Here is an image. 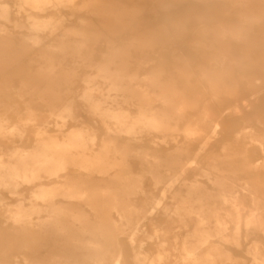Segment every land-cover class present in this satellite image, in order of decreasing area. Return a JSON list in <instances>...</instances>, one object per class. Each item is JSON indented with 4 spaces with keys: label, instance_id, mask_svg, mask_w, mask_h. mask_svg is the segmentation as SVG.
I'll return each mask as SVG.
<instances>
[{
    "label": "rangeland",
    "instance_id": "obj_1",
    "mask_svg": "<svg viewBox=\"0 0 264 264\" xmlns=\"http://www.w3.org/2000/svg\"><path fill=\"white\" fill-rule=\"evenodd\" d=\"M41 1L46 3V9L42 12L32 10L20 0H0V9L6 5L10 12L9 22L3 21L2 25L14 35V46L25 43L30 47L18 59L22 64L31 62V68L36 71L40 67L34 61H41L43 56L50 54L53 55L56 71L75 73L59 90L60 95L70 94L73 98L74 116L63 122L52 114V107L45 102L32 100L29 96L20 99V79L13 77L14 89L8 91L6 103L19 110V114L11 112L3 117L8 121V131L17 127L22 135H0V158L8 159L6 154L15 147L27 153L53 156L57 161L63 159L66 167L57 176L42 182L47 186L48 194L37 201V211L29 217L24 229L15 226L11 216L21 201L25 206L30 204L29 199L32 192L37 190L36 185L23 184L19 195H12L5 189L0 190V264H24L27 257L38 258L43 262L51 259L59 264H96L99 259L105 260L99 261V264H113L110 256L112 259L118 257V264H140L135 260L138 251L147 255L145 264L150 261L155 264H198L193 261L185 263L182 260L185 248L195 250L196 256L201 259L212 254V264H257L251 250L257 245L264 254V232L253 228L248 231L243 227L240 244H234L235 225L226 217V213L230 211L229 207L218 211L228 223L227 230L221 235L217 234L210 213L204 215L208 222L199 225L198 216L194 212L183 211V214L177 216L173 211L178 194L185 190V184L195 183L208 191H216L213 182L203 175L205 172L219 174L213 169L216 165L219 170L224 171L223 174L234 179L236 189L241 191L239 198L244 204L241 210L243 219L251 215L254 205L245 189L248 188L246 184L254 180L252 175L256 170H245L243 164L245 157H248L251 163L249 166L255 168L264 165V146L253 141V138L264 139V17L248 38L253 40L247 39L248 43L252 44L248 48L245 49L243 42L231 39L233 42L230 43V39L226 40V45L229 43L227 46L230 55L237 64L233 67L225 66V70L231 69L233 77H227L223 83L227 89L236 86V90H231L222 102L218 103L210 97L208 82L205 75L202 76L203 71L214 73L216 76L219 73L212 68L208 71L213 54L206 55L203 49H196L195 45L203 38V33H210L221 25L232 29L237 26L235 9L229 0H64L62 3L57 0ZM29 14L44 19L53 18L62 24L61 30L55 36L49 32L33 34V37L40 41L39 45L33 46L28 37L30 31L23 27L28 23ZM111 14L123 15L120 24L112 27L113 32H109L105 26L106 16ZM86 21L95 25V28L91 29H95L99 36L91 48L84 51L90 64L84 65L75 53L49 49L51 45L60 43L64 30L79 28L80 24ZM213 36L215 35L208 34L205 43L216 46L217 50L219 45L216 41L212 42ZM12 60L15 58L8 59L9 72L16 68ZM45 68L43 66V69ZM121 71L130 74L133 80L129 83L127 91L118 93L110 90L109 79ZM180 75L183 77L180 78ZM1 78L0 74V80ZM249 79L254 82L253 87H247L245 84ZM170 80L176 81L173 86L174 94L183 95L188 106L183 110L181 118L174 116L170 119L171 125L176 126L177 130L158 132L150 127L147 121L153 114L162 121L168 119L169 116L163 111V101L155 99ZM230 80L234 81L233 85ZM145 89L150 91L148 98L151 102L148 105L142 104ZM43 90L42 86L41 91ZM86 90H90L92 99L100 104V109H113L110 117L103 120L96 116L94 111L89 109V105L78 97ZM94 101L91 105L95 104ZM2 109L0 108V113H4ZM256 119L262 121L257 122ZM196 120L204 121L202 132L186 147L184 129ZM106 125L111 126L115 132L107 133ZM80 129L96 136L78 148L64 147L73 140V132ZM110 137L119 147L129 145L134 150L147 152L150 155L148 160L150 158L152 162L161 161L162 167L158 172L163 179L156 183L147 173L143 187L148 195L127 199L129 204L141 209L145 222L137 228L127 225L124 233L114 236L106 223L99 224L94 219L119 220L121 214H98L85 202L87 206H82L84 210L80 212V215L89 221L85 230L73 225L65 227V222L60 223V227L36 229V224L49 225L54 213L58 214L59 208L67 201L62 195L63 189L67 184L87 176L89 162L101 159L105 151L102 144ZM43 141H52L53 144L42 147ZM131 162L136 174H142L143 170L149 168L141 159L132 158ZM263 172L264 169L258 170V173ZM93 178L99 181L101 175L94 173ZM257 181L264 183V176ZM100 184L102 187L105 185ZM134 185L136 184L133 183L128 188L131 189ZM261 187L264 192V184ZM211 198L209 202L213 203L215 196ZM255 198L260 201L261 206L254 213L264 221V195ZM158 202L160 205H157ZM165 206L171 211L170 217L162 210ZM217 207L221 208L219 205ZM153 208L156 211L150 214ZM59 219L61 222L64 218ZM131 220L133 219L128 217L125 219L127 223ZM131 233L135 234L132 242ZM3 234L8 236L2 238ZM207 234L208 242L204 244L201 236ZM110 236H113V239L108 241ZM222 236L226 237L227 241H224ZM34 237L40 240L48 238L36 243L32 240ZM89 240L101 244V252H106L103 258L88 257L96 252L91 249L93 244ZM65 244L68 245L66 249L69 252L66 251ZM80 244L86 246L85 249L80 247ZM22 245H25V248L21 249ZM227 254L230 255L229 259L225 258Z\"/></svg>",
    "mask_w": 264,
    "mask_h": 264
},
{
    "label": "bare ground",
    "instance_id": "obj_2",
    "mask_svg": "<svg viewBox=\"0 0 264 264\" xmlns=\"http://www.w3.org/2000/svg\"><path fill=\"white\" fill-rule=\"evenodd\" d=\"M57 1L61 3L64 2V0ZM20 2H22V4H24L25 6L30 7L32 10L42 12L46 9L45 1L20 0ZM229 2L235 9V14L237 16V26H234L232 29L221 25L220 28L214 29L210 33H203V38L195 45L196 49H203L206 55L207 53L213 54L212 56L210 55V60L212 61L210 63L211 66L208 65V71H210V68H212L218 70L219 73H215L217 74L216 76L213 75L214 73L212 74L210 72L203 71L202 76L205 75V80L208 82L210 97L218 103L222 102L223 98L226 97L231 90H236V86L234 88L231 87L232 89L228 87V89H230L228 90L227 88H225L227 86L224 87L225 84L223 83V81H225L227 77H233L231 69L225 70V66L231 65L233 67L237 64V61H235L230 55V49L229 46H227L229 43H227L226 45V40L230 39L231 41V39H234L237 42H243V45H245V49L248 48L252 45L248 43V38L251 37L252 33H254L255 26L258 25L264 17V0H229ZM97 15L98 14L96 13L95 16ZM9 16V8L5 5V7L0 9V74L2 75V78L0 80V108H3L2 110L4 112L0 113V135L4 136L8 133L11 136H15L17 134L20 136L22 134L20 129L17 127L8 131V121H6V119L3 117L11 112L19 114V110L9 106L6 103V99L8 98V91L14 89L12 85L13 77L17 76L20 79L21 84L18 90V96L20 99H24L26 96H29L32 100L37 99L42 101L43 103L45 102L46 105L52 107V114L58 119L65 122L66 119L73 118L74 116V100L72 97H70V94L66 96L60 95L59 90L61 89L62 85H65L68 82L69 78L75 73L65 72L63 70L56 71L54 69L55 61L52 58L53 55L50 54L49 56L46 55L47 57L43 56L41 58V61H34L38 63L40 67V69H37L36 71H33V69L31 68V62H29L28 64H22L21 62H19L18 59L22 56V54H24L25 51L27 52L30 47H28L25 43H22L17 47L16 45L14 46L13 43L16 41L14 35L10 31H8L4 27V25H2L3 21L9 22ZM122 16V14H111L106 16L107 21L105 23V26L106 28H108L109 32H113L112 27L115 28L120 24ZM61 26L62 24L59 21L54 20L53 18L44 19L31 14L28 15V23L26 25H23V27L27 28L31 33L30 35H28V37L32 40L33 46H37L40 43L37 37H33V34L49 32L50 34L55 36L61 30ZM91 28H95V25H92L90 22L86 21L82 22L79 28L64 30V32L61 33L62 37L60 43L58 45H51L49 49H54L62 53H75L77 57L79 56L82 59L84 65H88L90 64V61L85 57L84 51L87 48H91V46L99 37L97 32H95V29ZM208 34H210V36L213 34L215 35L213 36L214 40L212 42L214 43V41H216L219 45V49L216 50V46L212 44L208 45L207 43H205ZM233 41H231L230 43H232ZM14 51L16 52L15 54ZM9 58H15V60H12V62L16 64V68L10 72L7 71L8 65L10 64V61H8ZM43 66H45L46 68L43 69ZM130 76V74H126L122 71L117 72L114 78L109 79V84L111 85L110 90H114L118 93L127 91L130 87L129 83L133 80ZM182 77L183 75H180V78ZM175 82V80H170L168 85L162 88L156 96L155 101H163V111H165V114H167L169 117L165 121L158 119L156 116H154L155 114L148 118V125L155 131L172 132L174 130H177L176 126L171 125L170 119H172V117L174 118V116L181 118L183 110L188 106L187 101L185 100L183 95L174 94L175 90H173V86H175ZM233 82L234 81H231L232 85ZM245 84L247 85V87L254 86V82L250 79L247 80ZM42 86L44 87L43 91H41ZM89 91L90 90L84 91L83 93L79 94L78 97L87 105H89V109L91 111H94V114L96 116H99L103 120L105 117H110L113 109L111 107L100 109V104L92 99ZM144 93L145 94L143 95L142 104L148 105L150 104L149 102H151L149 101L150 98H148L150 91L145 89ZM93 101L95 102V104L91 105V102ZM155 101L153 100V102ZM256 121L261 122L262 119H256ZM103 123L106 124L105 121ZM202 123H204V121L196 120L185 127L184 133L185 137L187 138V143L185 144L186 147L191 145L193 139L202 132ZM106 129L107 133L115 132L109 125H106ZM73 133V140L66 143L64 147L78 148L82 146L85 141L92 140L94 138L93 136L95 135L94 133H90L89 131H85L82 129L74 131ZM263 140L264 139L253 138V141L260 142L261 146H264ZM50 143L53 144L52 141H43L41 146L48 147L52 145ZM102 145L103 147H105V151L101 159L89 162V173L87 174V176L83 179L76 180L67 184L63 189L62 195L67 199V201L59 208L58 214L54 213V216H52L49 225L36 224V229L41 230L44 227H60V223L62 224L63 222H65V227L69 228V226L73 225L79 229L85 230L89 221L84 219V217L80 215V212L84 210L82 206L87 205L91 208L92 211L98 214L104 212H119L121 214V219L119 220H114L113 218H105L102 220L94 219L97 220L99 224L106 223L110 227L114 236L124 233L127 225H132L137 228L140 226V224L145 222V217L143 216V212L141 211V209L132 204H129L127 199L130 200L131 197H136L139 195H148V192L144 190L143 187L144 176L147 173L153 177L156 183L163 179L161 173L158 172V169L162 167L161 161L157 162L156 160L155 162L154 160V162H152L153 160L150 161V158L148 160V157L150 155L147 152L134 150L129 145L119 147L111 137L108 141L103 142ZM6 155L8 159H3L2 157L0 158V190L5 189L8 190L12 195H19L21 193L20 187L23 184L36 185L37 187V190L35 192H32L31 194V197L29 199L30 204L28 206H25L21 201V203L17 206L16 211H14L11 216L14 225L18 226V228L20 227L24 229L29 217H31L32 213L37 211V201L46 197V195L48 194V191L46 189L47 186H45L42 182L48 181L52 177L57 176L60 171L65 169L66 162L63 159H59L57 161V159L53 156L38 155L37 153H27L15 147L10 149L9 153H7ZM224 156L226 157V155ZM225 157L220 156V158ZM132 158L141 159L143 163L148 164L149 168L143 170L142 174H136L133 171L134 166L133 164H131ZM244 160L245 164H243V168L245 170H256L252 175L254 180H258L261 178V176H264V172L258 173L259 169H264V165H260L261 167L254 166L255 168H253L249 166L251 163L249 162L248 157H245ZM154 165L156 168H154ZM213 169L219 172V174L205 172L203 175L207 176L208 179L213 182L212 185L215 187L216 191H208L201 185L195 183L190 185L185 184V190L183 191V193L178 194L177 204L173 213L179 216L183 211H187L188 213L194 212L198 216L199 225H205L208 222V218H206L204 215L206 213H210L211 217L214 219L217 234L221 235L223 231L227 230L228 223L224 220V216L220 215L222 213H219L218 211H220L219 209H222L223 207H229L230 211L226 213V217H228L235 225L233 242L236 245L240 244V234L243 227L247 230L253 228L254 230L264 232V221L260 218L261 216L259 217L258 214L254 213V211L256 212L260 209V201H258L255 196L264 195L261 187L264 183H261L257 180V182L254 180H250V183L248 184L244 182V185H248V188L245 189L247 192L246 194L251 197L250 200L252 201L254 206L253 209H251V215H248L245 219H243L241 210L243 209L244 204L239 198L242 194L241 191L239 192L236 189L234 179H232L229 175L223 174L224 171L219 170L216 165L213 167ZM108 171L109 174H107ZM94 173L101 175V179L99 181L94 180ZM100 183H103L105 185L102 187ZM133 183L136 185H134L131 189L128 188L129 185H132ZM212 196H215L213 203L209 202L210 200H212ZM83 202H86L87 205L86 203L85 205H83ZM157 205H160V202H158ZM218 205L221 208L217 207ZM162 210L166 216L170 217L171 211L168 207L165 206L164 208H162ZM154 211H156L155 208L151 209L150 214H153ZM53 212L55 211L53 210ZM124 215L133 220L127 223L128 220L125 221L126 217ZM55 216H57V218ZM59 217L64 218L62 219L63 221L60 222ZM134 235L135 234L133 233L130 234L131 242L134 241ZM6 236L8 235L3 234L2 238ZM201 237V240L204 244L208 242V234L202 235ZM45 238L47 239L48 237ZM222 238L224 241H227L226 237L222 236ZM112 239L113 236H110L107 240L110 241ZM32 240L36 243L38 241H44L40 240V238L38 237H34ZM25 241L26 240H24V242ZM89 242L93 244L92 247ZM89 242V248L91 247V249H95L96 252H93L92 255H89L88 257L103 258L106 252H101L103 249L101 244L96 241L89 240ZM65 245L66 249L68 245ZM80 247L85 249L86 246L83 247L80 244ZM23 248H25V245H22L21 249ZM82 248L81 250H83ZM66 251L68 250L66 249ZM251 254L257 264H264V254L261 253L257 245L253 247V249L251 250ZM110 258L113 264L119 263L120 259L118 257L112 259V257L110 256ZM213 258L214 257L212 254H208L205 258L202 259L198 258V256H196L195 250H188L187 248H185L182 260L185 263L186 261H193L197 262L198 264H205V262L212 264ZM225 258L229 259L230 255H225ZM147 259V255L142 253L141 251H138L135 254V260H137L140 264H145ZM50 260L48 262H45L44 260L43 262L38 258L28 259L27 257L25 258L24 264H59L57 262H53L52 260L51 262ZM99 261L104 262L105 260L99 259ZM14 264L19 263L14 262ZM149 264L155 263L153 261H150Z\"/></svg>",
    "mask_w": 264,
    "mask_h": 264
}]
</instances>
